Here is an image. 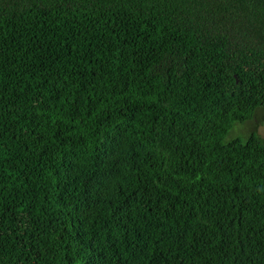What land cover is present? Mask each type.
<instances>
[{
  "label": "trees",
  "instance_id": "16d2710c",
  "mask_svg": "<svg viewBox=\"0 0 264 264\" xmlns=\"http://www.w3.org/2000/svg\"><path fill=\"white\" fill-rule=\"evenodd\" d=\"M261 123L264 0H0V264H264Z\"/></svg>",
  "mask_w": 264,
  "mask_h": 264
},
{
  "label": "water",
  "instance_id": "95a60500",
  "mask_svg": "<svg viewBox=\"0 0 264 264\" xmlns=\"http://www.w3.org/2000/svg\"><path fill=\"white\" fill-rule=\"evenodd\" d=\"M262 130V133L260 132ZM259 133L263 134L264 133V126H262V128H259ZM264 135V134H263Z\"/></svg>",
  "mask_w": 264,
  "mask_h": 264
},
{
  "label": "flooded vegetation",
  "instance_id": "af4514ba",
  "mask_svg": "<svg viewBox=\"0 0 264 264\" xmlns=\"http://www.w3.org/2000/svg\"><path fill=\"white\" fill-rule=\"evenodd\" d=\"M262 126H264V123H261L258 125V128H262ZM262 133V130L260 131ZM264 134V133H263Z\"/></svg>",
  "mask_w": 264,
  "mask_h": 264
},
{
  "label": "rangeland",
  "instance_id": "374dc122",
  "mask_svg": "<svg viewBox=\"0 0 264 264\" xmlns=\"http://www.w3.org/2000/svg\"><path fill=\"white\" fill-rule=\"evenodd\" d=\"M239 128V127H238ZM250 128H253V124L251 125V127Z\"/></svg>",
  "mask_w": 264,
  "mask_h": 264
}]
</instances>
